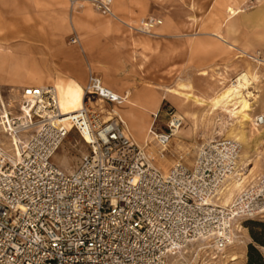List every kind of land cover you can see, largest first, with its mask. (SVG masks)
Here are the masks:
<instances>
[{
  "label": "built area",
  "instance_id": "2783aa9c",
  "mask_svg": "<svg viewBox=\"0 0 264 264\" xmlns=\"http://www.w3.org/2000/svg\"><path fill=\"white\" fill-rule=\"evenodd\" d=\"M67 1L70 14L90 4L114 18L112 0ZM157 23L150 16L140 26L155 35ZM70 43H79L75 32ZM84 91L101 106L85 101L69 121L52 85L0 93V128L16 138L12 151L0 146V264H178L198 242L224 250L237 239V222L264 215V166L223 204L241 171L237 140L213 135L192 164L179 153L164 170L147 144L165 159L183 127L179 114L169 110L164 129L153 122L139 143L121 111L125 96L91 70ZM256 121L264 126V115ZM70 130L86 150L66 171L53 156Z\"/></svg>",
  "mask_w": 264,
  "mask_h": 264
},
{
  "label": "rangeland",
  "instance_id": "374dc122",
  "mask_svg": "<svg viewBox=\"0 0 264 264\" xmlns=\"http://www.w3.org/2000/svg\"><path fill=\"white\" fill-rule=\"evenodd\" d=\"M65 1L67 3V14L69 19V22L67 19V24L70 28V31L66 36V42L69 45H75L81 51V53L84 54L85 52L81 48V40H79L78 44L70 43L71 35L76 30L73 28L70 20L68 1ZM227 4H231L235 7L239 6L244 10V12L240 13L239 15H242L240 17H242L243 22H247L245 27H247L250 32L255 34V36H253L255 37L254 41H256V34L261 35L262 33V35H264V19L254 15L258 10H264V0H112V10L115 15L121 19V21L109 16L107 17H109L110 20L118 23L128 34H130L131 37H153L156 35L155 27L153 29L155 35H150L145 31L135 29L136 27H140V22L142 19L150 16L154 17L155 19L158 18L162 20L163 24L167 25L165 32L167 34H173L177 37L169 38L167 39L169 41L165 40L162 41V43L157 44L144 41L143 39L139 41L135 40V42L132 43L128 40L129 36H122L120 34L121 32H118L119 34H117L115 38L103 43L102 46L104 51L108 53L106 54L108 55V59L106 60H109L114 69H121L124 72L114 73L110 68H104L100 65L95 67V70H92L91 68V71L97 74L106 86L111 83L117 84L125 78L131 80L132 84L134 85L136 82L139 84L140 82L143 83V80L149 81L151 79L152 81L150 82L152 83H160L163 85L167 84V86H175L179 78L189 82L190 86H192V91L189 88L188 90H182L180 92L177 91L173 94V98L179 102V106L177 102L175 103V100L169 96L165 99H162L159 105L158 117L155 121H150L148 126L154 122V126H156L159 130L164 129V123L167 120V112L169 110H174V112L181 115V117H183V127L176 137L181 141L179 144H182L185 147L181 153L185 155V159L188 164L193 162L196 148L203 141L212 138L213 135L227 138L226 135L231 126L236 128L240 127L248 136L246 143L242 145L240 154H247L248 160L252 162L249 166L246 165L248 160L243 159L240 162V172L243 173L242 176H244L243 182L241 184L242 189L261 173L262 166H264V126H259L258 129L250 123L248 125L242 124L241 126V123H239L238 120H235L224 114H214L212 116L206 115L208 107L204 106L207 102V98L196 94L200 93L204 96L211 95L214 93V90L219 89V85H217L215 81L209 77L206 79H201L196 75V70L191 67L192 62L189 63L190 65L187 64L188 58L187 54H185L186 50L182 49L180 45V41L184 38L190 39V37L193 36H204L211 32L213 34L217 30L221 32V25L218 24V22L223 19L224 20L222 23L224 22L223 26L225 27V31L228 34L235 33L237 30L236 20L238 19L239 15L225 23L227 16ZM116 8L124 11L125 15L127 14L128 16H132L135 21H127L120 15L119 12L116 11ZM82 9L79 11H82ZM91 9L94 12L101 14L94 8ZM251 17L253 18L251 19ZM128 24L130 26H128ZM75 33L77 36H79L77 31ZM201 45V43H194L191 45V50L195 53L201 49ZM254 45H257V42H255ZM262 45H264V37L259 39V48L255 46V49L253 50L248 49L246 46L245 47L250 52L258 51L259 54H257V57L262 59L264 58V47H262ZM131 50L136 51L134 54L136 55L135 60H131L130 58ZM170 50L173 51L174 57H176L175 61L179 62V65L173 67L171 71L167 70V64L165 63V55L167 51ZM246 60H249L252 65H256L258 69L259 78L258 81L254 82V90H258L259 99L253 104L252 111V114L256 115L260 112H264V63L257 64L247 57ZM84 61L87 62L86 57H84ZM89 70L90 69H88L87 65V72ZM54 85L57 88L56 83H54ZM167 86H158L155 88L161 90L163 94V90ZM193 92H196V94ZM195 96H198L204 101L200 106L193 104L190 105ZM85 101L87 105L92 107H94V104L96 103L97 105L94 108L101 106V104L95 102L93 98L88 100L86 97ZM131 103L132 102H130V105L124 106L125 109L127 108L126 110H129V112H126L125 110L126 113L132 114L131 109H133L135 106ZM188 111H193L198 116L197 129L195 131L192 119L187 114ZM203 114L205 115L203 116ZM124 115L126 122L136 139V134L133 130L135 123H132L131 118L126 116L125 113ZM133 118H135V115ZM144 132L145 130L141 132L140 135H138L139 139L144 140ZM175 143L176 141L173 139L168 148L171 153H173V150L176 148ZM151 145L154 147L153 144ZM0 146L11 151L13 147L12 138L3 133L1 128ZM85 150L86 146L84 142L80 139L76 132L72 131L65 138L54 154L53 161L60 168L66 171H71L76 168L79 163L80 156L83 152H85ZM159 154L160 153H158V155L152 154L155 158V162L163 169L168 168L171 165V161L166 156L169 154L165 155V159L159 158ZM167 160H169L170 163L166 162ZM248 170H251V173L248 172ZM236 193H238V190H236L233 195ZM250 220H264V215L241 220L240 222L236 223L237 226L234 230V234L237 239L232 245L228 246L224 250L217 251L210 244L198 242L193 244L188 249V251L182 255L178 264H246L247 245L252 241L249 235L248 227L246 226L247 221ZM257 247L262 252V254H264V248L259 246ZM232 255H238V259L234 263L233 261H230ZM174 264H176V262Z\"/></svg>",
  "mask_w": 264,
  "mask_h": 264
},
{
  "label": "crops",
  "instance_id": "0c3cea01",
  "mask_svg": "<svg viewBox=\"0 0 264 264\" xmlns=\"http://www.w3.org/2000/svg\"><path fill=\"white\" fill-rule=\"evenodd\" d=\"M83 8L82 11L71 14L70 20L79 35L78 38L81 40V48L85 52L84 54L75 45H69L66 42L70 28L67 24L68 14L65 0H0V93L3 96L16 95L26 86H55L54 83L57 82L64 85L79 86L83 89L88 78L87 65L90 70L91 68L95 70V67L100 65L104 68H110L114 73H123L124 71L121 69H114L109 60H106L108 53L104 51L102 46L103 43L115 38L119 34L118 32H121L122 36H129L128 40L132 43L135 40L143 39L157 44L169 38L177 37L173 34H167L165 32L167 25L158 18L155 36L131 37L124 28L110 20L107 15L94 12L92 7L87 4ZM116 11L127 21H135L132 16L125 15L124 11L118 8ZM240 16L236 20L237 30L235 33L228 34L225 31L224 22L222 23L224 19L218 22L221 25L220 31L224 38L230 42L234 40L237 47L246 46L253 50L255 46L259 48V39H262L264 35L262 33L261 35L256 34V41H254L255 37L253 36L255 34L245 27L247 22H243ZM180 42L182 49L186 50L187 64L192 62L191 67L196 70V75L201 79L209 77L217 85H219L218 79L226 77L225 80L230 81L237 72L250 62L246 60V57H237V50H230L212 32L204 36L184 38ZM255 42L257 45H254ZM194 43L202 44L201 49L195 53L191 50V45ZM135 53V50L130 51L131 60L136 59ZM84 57H86L87 62L84 61ZM175 59L173 51H167L165 55L167 70L171 71L173 67L179 65ZM150 81L152 79L143 80V83L140 82L139 84L136 82L134 85L131 80L125 78L117 84L107 85L116 93L125 96V101L129 99L131 104H134L135 107L131 109V112L135 118H131V122L135 123L133 130L139 143L144 142L138 138V135L144 130L147 132L149 129L147 126L150 121H153V115L159 113L160 102L167 98L161 90L155 88L167 86V84L163 85ZM179 81L185 82L186 80L179 78L177 83ZM176 84L167 87H176ZM190 90L192 91V86H190ZM196 95L204 98L211 96H204L200 93ZM170 98L174 99L179 106V102L175 98ZM96 105L95 103L94 106ZM124 106L125 102L121 106L122 113L123 110L127 109ZM127 111L129 112V110ZM174 150L173 153L169 150L167 156L172 162L183 149L176 150L175 148ZM169 160L166 162L170 163Z\"/></svg>",
  "mask_w": 264,
  "mask_h": 264
},
{
  "label": "bare ground",
  "instance_id": "6f19581e",
  "mask_svg": "<svg viewBox=\"0 0 264 264\" xmlns=\"http://www.w3.org/2000/svg\"><path fill=\"white\" fill-rule=\"evenodd\" d=\"M226 11H227V16L225 19V23L227 21H230L232 18L239 15L240 13L244 12V10L241 7L239 6L235 7L231 4L226 5ZM254 15H257L256 17H259V18H264V10H258ZM114 18L117 19L118 21H121V19H119L115 15V13H114ZM252 18L253 17H251V19ZM128 26L130 25L128 24ZM135 29L142 30L143 28L140 26L139 28L136 27ZM213 35L218 40L226 44L230 48V50L231 49L237 50V53H238L237 57H247L248 59L256 62L257 64L264 63V58L260 59L257 57V54H259L258 51L250 52L246 47H237L234 44V40H232L231 42L228 41L226 38H224L223 34L219 32L218 30L215 31ZM251 67H252L251 62H248V64H246V66L242 70H240L239 72L235 74L234 78L228 81V83L225 82L227 81L225 80L226 77L225 78L222 77L218 79V84L220 85V88L217 91H215L213 95L211 94V96L207 98V102L205 103V107H208L206 111V115L212 116L214 114H224L235 120H238L239 123H241L240 124L241 126L242 124L248 125L250 123L253 126H255L257 129L259 128L260 125L256 121V117L258 114L256 115L252 114L253 104L256 103L259 99L258 90L257 91L254 90L255 88L254 82L258 81L259 75H258V70H257L256 65L253 66V68ZM185 82L179 81L176 84V87H166L163 90V95L165 97H168V96L173 97L174 96L173 94L176 93L177 91L180 92L182 90H188L190 88V85L188 84L189 82L188 83H185ZM56 86L58 89L55 88V86L53 87L56 89V92H57L58 103L62 111V115L67 117L65 118L67 121H69L72 118H78L79 116L77 114L85 106L86 94H85L84 88L82 89L79 86H71L69 84L64 85L61 82H57ZM129 101L130 100L127 99L125 101V105H130ZM203 102L204 101L201 100L198 96H195L191 103L194 105L200 106ZM123 112L126 113L125 110H123ZM126 114L129 118L134 117V115H132L131 113H126ZM187 114L192 119V122L194 125V131H195L197 129L198 116L193 111L192 112L188 111ZM259 114L264 115V112H260ZM21 121H24V120H21ZM149 126L147 127V129L149 128ZM71 132L72 130H70L69 134ZM226 136L227 138L237 140L241 145V150H242V145L246 143L247 137H248L245 131H243L240 127L236 128L234 126H231ZM85 137L88 138L87 136ZM149 138L150 137L149 135H147V132H144L143 142L147 143L146 141ZM80 139L83 141V138L80 137ZM178 139L179 138L177 137L174 138V140L176 141L175 143L176 150L184 149L185 147L182 144H179L181 143V141ZM12 140L16 142L15 137H13ZM147 145H149L148 149L153 155L155 154L158 155V153H160L151 144L148 143ZM243 159L248 160L247 154L239 153V159H238L239 165ZM170 161L172 162V160ZM251 163L252 162L248 160V163L246 165L249 166L251 165ZM164 170H167V168ZM250 171L251 170H248V172ZM236 172L237 173L235 177L229 181L228 190L225 192L224 199H223L224 205H226L232 200L234 196L233 194L236 190H238V192L241 190V184L243 182L244 176H242L243 173H241L239 170ZM237 259H238V255H232L230 258V261H233L234 263L235 261H237Z\"/></svg>",
  "mask_w": 264,
  "mask_h": 264
},
{
  "label": "trees",
  "instance_id": "16d2710c",
  "mask_svg": "<svg viewBox=\"0 0 264 264\" xmlns=\"http://www.w3.org/2000/svg\"><path fill=\"white\" fill-rule=\"evenodd\" d=\"M251 242L247 245L246 264H264V254L259 247L264 248V220L247 221Z\"/></svg>",
  "mask_w": 264,
  "mask_h": 264
}]
</instances>
